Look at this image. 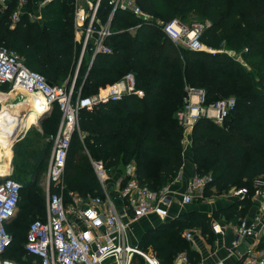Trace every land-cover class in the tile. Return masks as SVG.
Returning <instances> with one entry per match:
<instances>
[{"label": "trees", "instance_id": "16d2710c", "mask_svg": "<svg viewBox=\"0 0 264 264\" xmlns=\"http://www.w3.org/2000/svg\"><path fill=\"white\" fill-rule=\"evenodd\" d=\"M136 2L151 19L115 11L111 28L117 32L106 40L112 51L97 54L88 71V59L81 61L73 98L81 84L80 95L95 93L99 86L120 79L128 71L134 73L136 87L141 88L143 96L125 94L119 100L79 111L80 134L74 131L71 136L64 194L71 191L83 198L103 196L93 167L82 151V143L92 158L101 160L110 170L131 162L138 179L152 190L171 183L183 163L184 127L178 122L176 112L183 106L185 85H190L204 90L205 105L229 96L235 101L221 124L205 116L192 124L191 154L196 174L212 175L204 197L224 193L233 186H245L249 195L255 188L254 179L264 173V0ZM16 4L13 0L7 7L0 5V44L17 47L25 65L41 73L51 84H59L74 67L73 0L48 3L40 21L31 20L27 11L21 13L11 25L10 15ZM109 12L108 0H101L97 15L105 21ZM192 12L210 21L203 27L202 42L213 48H219L223 42L236 51L246 48L241 54L246 59L253 58L252 70L247 71L223 52L175 45L156 22L157 19L182 20ZM139 20L140 25L133 31L126 30ZM121 29L124 31H118ZM75 50L77 53L78 46ZM59 118L60 111L53 103L52 110L41 121L43 133L53 137ZM18 143L13 144V158L28 160L35 153L41 156L43 146L29 147L24 141L18 146ZM7 177L21 184L19 213L41 218L44 202L39 190L16 175ZM234 209L237 210L236 204ZM210 220L205 212H184L172 222L149 228L139 245L152 247L160 264H172L175 254L183 250L189 262H193L195 252L181 232L192 226L206 232ZM23 221L22 215L15 214L6 224L12 241L2 255L29 264L33 256L25 255L28 225ZM140 259L138 264H143Z\"/></svg>", "mask_w": 264, "mask_h": 264}, {"label": "built area", "instance_id": "2783aa9c", "mask_svg": "<svg viewBox=\"0 0 264 264\" xmlns=\"http://www.w3.org/2000/svg\"><path fill=\"white\" fill-rule=\"evenodd\" d=\"M5 6L11 0H1ZM21 0L12 11L10 19L15 23L19 19ZM55 0H40L47 4ZM101 0H87L86 8L80 6L79 0H73V31L78 37L80 52L77 68L86 52H91L90 67L93 58L100 53H110L107 38L116 33L111 28L115 11L123 10L139 19H151L145 14L136 0H108L110 12L105 21L97 15ZM181 19L173 18L160 21L163 33L176 45L193 50L203 48L200 35L205 23L185 24ZM139 22L128 28L133 31ZM208 25V23L206 24ZM119 31V30H118ZM75 71V76L77 74ZM9 84L11 88H23L28 92L41 95L42 109L50 108L56 103L60 111L59 123L52 137V145L44 185V217L33 219L26 230L24 242L25 255H32L29 264H129L134 254L139 255L145 264H160L159 259L150 251L141 249L129 241V227L140 217L167 209L176 199L181 206L192 202L196 197L202 199L204 191L212 180L211 174H195L183 191H177L171 183L156 190L142 183L133 164H127L123 174V185L119 191L125 205L122 209L115 205L108 193V169L101 160L92 161L96 178L103 196L96 195L83 198L77 193L68 192V201L63 199L64 174L68 148L72 133L79 131V111L108 101L119 100L125 94L142 96L136 87L134 73L126 72L123 76L99 88L97 93L80 97L79 91L73 99V84H51L36 70L26 66L19 55L5 46H0V85ZM183 106L176 112V118L182 127H190L199 117L205 116L221 124L228 111L234 106L233 98L218 99L205 105L206 95L202 88L185 85ZM255 191L264 198V173L254 179ZM21 184L5 177L0 181V264H23L2 254L11 244L12 235L6 223L17 210L20 199ZM233 195L242 197L248 193L245 186L230 190ZM262 217L254 214L250 218H241L234 227L231 246L237 245L245 237L264 229ZM214 233H222L219 223L211 225ZM187 239L190 233L185 232ZM172 264H190L186 252H177ZM221 264V263H218ZM238 264H264V250L247 247Z\"/></svg>", "mask_w": 264, "mask_h": 264}, {"label": "crops", "instance_id": "0c3cea01", "mask_svg": "<svg viewBox=\"0 0 264 264\" xmlns=\"http://www.w3.org/2000/svg\"><path fill=\"white\" fill-rule=\"evenodd\" d=\"M15 1L17 3L16 6H18L21 0H15ZM79 1H80L81 7L86 8L88 6L86 2L87 0H79ZM89 1H92V0H89ZM27 3H30L31 6H26ZM47 4H41L40 0H24L23 5L22 6L20 5L19 17L21 13H24L27 11L26 13L28 14L31 20L40 21L42 20V16H43V13H42L43 9ZM0 5L3 7H7L4 5V3L1 0H0ZM73 14H74V10H73ZM13 24L14 23L11 21V25ZM126 30H128V28ZM119 31H124V29H121ZM73 35H74L73 36L74 48H76L77 47L76 45H78V49H79L77 54L75 50L73 54V61L76 62V59H77V62H78L80 45L77 44L78 41H77V38L75 37L76 35L74 34V31H73ZM77 56L78 58H75ZM91 56H92L91 52H86L83 56V59L85 58L88 59V65H89V62L91 61ZM79 67H80V64L78 68L76 66L75 69H79ZM89 68L90 67L87 68V71ZM58 85H61V84H58ZM0 86H8L9 88L8 91H12L15 89V88H11L9 84H4ZM139 89L141 90V88ZM142 96H139V97H142ZM52 108H53V105L49 108V111L47 112L46 115L50 113ZM43 110L44 109H41L40 112ZM39 113L33 114V116L31 117H34L35 119H37ZM36 124L39 126L42 132V135H44L42 127H41V122L38 123L36 120ZM191 128H192V125L184 129L183 138H182L183 163L177 174L180 176V178L175 182L174 185H172L173 189L180 191V192L187 188L192 177L196 174L195 164L193 162V157L191 154ZM22 129H23L22 126L18 127L17 132L14 135L15 143L20 142L21 138H23V135L25 134V132ZM14 141L12 143V148H13ZM37 145H39V147L41 148L43 144L42 142L41 143L39 142L37 143ZM50 150L48 154V159L50 156ZM12 153H13V150L11 149V154ZM43 153L44 151L41 152L42 157L40 155H36V153L33 156L29 157L28 169H26L24 173L30 172L31 171L30 169L33 168L32 164L35 165V163L38 162V159L41 162V160L43 159V155H44ZM127 164H132V163L129 162ZM127 164H125V166H122V167L112 168L111 170L108 169L109 170V173H108L109 184L108 185H112L111 188L108 187V193L113 199L115 205L119 208V210H121L122 206L125 205V200L122 199L119 191L121 190L122 185H123V181H124L123 174L126 170ZM1 178L3 179V177ZM234 188L236 187L233 186L224 193L220 192L218 194H211L207 196L208 198L206 199H202L201 197H196L192 202L184 206H181L176 199L167 209L163 208L162 211L160 209L157 212H153L149 215L140 217L137 220L133 221V223L130 224L129 233H130V228L133 226L132 229H134V226L136 224L140 228H142V230L143 229L147 230L149 228H155L162 222H172L176 217H178L180 214L184 212H188V211L205 212L207 215L211 217L210 227L206 232H203L201 228L198 226L187 227L183 229L181 232L184 239L188 242V245L191 248V250L195 252L194 261L193 262L191 261L190 264H218V263L238 264L240 259L245 254L247 247L250 246L256 250H264V229H262L261 231L257 230L254 235L245 237L242 241L237 243V245L231 246V240L234 237V233H233L234 227L236 226L239 219L241 218L248 219L252 217L254 214H259L263 220L262 224H264V198L261 195H258L256 193L255 188L251 191L249 195L239 197V196L233 195L230 192V190ZM73 193H77V192H73ZM199 199H202V200H199ZM234 204H236L237 210L234 209ZM17 212H18V207H17L15 214ZM43 217H44V211H43V216L41 218ZM10 220L11 219H9L6 224H8ZM214 222L219 223V225L221 226L223 230L222 233H214L212 231L211 225ZM185 232L190 233L189 239H187L184 236ZM136 246H138V244ZM139 248L150 251V246L146 248H142V247H139Z\"/></svg>", "mask_w": 264, "mask_h": 264}, {"label": "rangeland", "instance_id": "374dc122", "mask_svg": "<svg viewBox=\"0 0 264 264\" xmlns=\"http://www.w3.org/2000/svg\"><path fill=\"white\" fill-rule=\"evenodd\" d=\"M1 9H2V7H1ZM160 21H162V20H159V19L156 20L157 23H159ZM180 21H182L185 24L205 23V25L210 22L207 18H202L197 12H192V13L188 14L186 16V18H184V19H182ZM76 38H77V41H78V37H76ZM77 44H79V41L77 42ZM0 45H2V46L4 45L7 48H9L10 50L16 52L19 55V57H21L23 62H25L24 61V56L21 55L19 50H17L18 49L17 47H13V46H10V45L4 44V43H2ZM202 45H203V48L201 50L208 51V52H220V53L223 52V53L227 54L228 56L234 58L236 61H238V63L241 64L242 67L247 69V71H251L252 70L251 63L253 61V58L246 59L241 54L242 52L246 51V48L245 49H239L238 51H236V50L228 47L225 44V42L221 43L219 48H213L211 46L206 45L204 42H202ZM76 46H78V45H76ZM74 52H75V48H74V45H73V54H74ZM76 58H78V56ZM77 64H78V62H77V59H76V62L74 61V67H73L71 73H68L67 75H65L64 79L59 84L70 86L71 85L70 83H72V81H74L73 90H74V88H76L77 85L75 86V84L78 83V81H79V77L75 78V75H74L75 74V70H76L75 68H76ZM102 86H104V85H102ZM99 87L97 89V92L99 91ZM8 89H9L8 86H0V91L8 92ZM77 91H79V90H77ZM97 92H95V93H97ZM91 94H94V92H91ZM91 94L88 93V94L80 95V92H79L80 97H86V96H89ZM72 95H73V93H72ZM74 96L77 97V93ZM76 97H74V98L76 99ZM24 98H26V97L25 96L21 97L20 100H22ZM227 98H233V96H229ZM8 103L12 104L14 102H13V100H9ZM36 120L37 119H35L34 117H29V116L25 118L24 124L22 125V128H23L22 130L25 132V134L23 135V138H21V141H24V143H26V145L27 144L29 145V147L37 145V143H39V142L40 143L42 142V144H43L42 145L43 146L42 150L44 151L43 159L41 160V162L38 159V162L35 163V165L32 164L33 168L30 169L31 171L27 172V173H24L26 171L28 165H29V160H24V159H22L20 157L12 158L13 157V153H12V154H10V157H9V161H10V163H9V172H8V174H6V176L16 175V176L20 177L21 179H24V180L32 182L34 184V189L39 190L42 198L44 197V199L42 200L44 202L45 201L44 185H45V177H46V168H47V165H48V154H49V150L51 148L52 137L50 135H46V134L42 135V132H41L39 126L36 124ZM81 137H83V136H81ZM20 142L18 143V146H21ZM82 144H83L82 147H81L82 151L88 157V159H89V161H90V163L92 165V161L97 160V159L92 158L90 150L87 148L85 143H82ZM182 151H183V147H182ZM107 173H109V170L107 171ZM0 177H4V176L1 175ZM63 183H64V180H63ZM239 187H242V186H237L236 188H239ZM80 194L86 195L87 193H80ZM62 196H63V199L65 201H68V199H67L68 195L64 194V190H63V195ZM17 214L18 215H22V218H24L23 222L25 223V226H27L28 223H30L34 218H36V215H34V214L19 213V211L16 213V215ZM132 227L130 228L129 241L133 245H137L138 244L137 247H142L143 244L140 246L139 245V241H140L141 237L145 234V232L148 231V229L147 230H145V229L142 230V228H140L137 224L134 226V229H132ZM150 251L152 253H154L152 247H150ZM183 251H185V250H183ZM140 258H142V257H140L139 255L134 254L132 256L129 264H138V261L141 260ZM142 261H143V264H145V261H144L143 258H142Z\"/></svg>", "mask_w": 264, "mask_h": 264}, {"label": "bare ground", "instance_id": "6f19581e", "mask_svg": "<svg viewBox=\"0 0 264 264\" xmlns=\"http://www.w3.org/2000/svg\"><path fill=\"white\" fill-rule=\"evenodd\" d=\"M24 96L26 98L20 100ZM40 97L41 95H37L35 92H28L23 88H15L8 92L0 91V102L2 103L0 110L1 175L9 172V157L18 127L24 124L26 117H31L42 109V104L39 101ZM9 100H13L14 103H8Z\"/></svg>", "mask_w": 264, "mask_h": 264}, {"label": "water", "instance_id": "95a60500", "mask_svg": "<svg viewBox=\"0 0 264 264\" xmlns=\"http://www.w3.org/2000/svg\"><path fill=\"white\" fill-rule=\"evenodd\" d=\"M81 88V87H80ZM80 90V89H79ZM2 108V103L0 102V110ZM49 111V107L48 108H45L43 111H41L38 115V118H37V122L40 123L42 121V119L44 118V116L47 114V112ZM1 176V174H0ZM2 176H6V174L2 175ZM3 177V178H4ZM112 185H108L109 188H111Z\"/></svg>", "mask_w": 264, "mask_h": 264}]
</instances>
